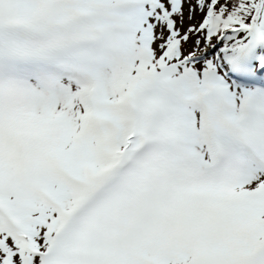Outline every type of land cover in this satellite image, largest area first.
I'll list each match as a JSON object with an SVG mask.
<instances>
[{
    "label": "snow or ice",
    "instance_id": "6c2138e0",
    "mask_svg": "<svg viewBox=\"0 0 264 264\" xmlns=\"http://www.w3.org/2000/svg\"><path fill=\"white\" fill-rule=\"evenodd\" d=\"M0 264H264V0H0Z\"/></svg>",
    "mask_w": 264,
    "mask_h": 264
}]
</instances>
